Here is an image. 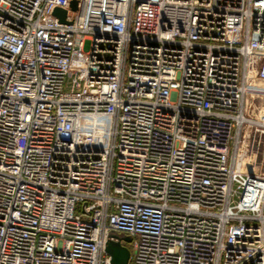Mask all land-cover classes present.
<instances>
[{
	"label": "built area",
	"instance_id": "obj_1",
	"mask_svg": "<svg viewBox=\"0 0 264 264\" xmlns=\"http://www.w3.org/2000/svg\"><path fill=\"white\" fill-rule=\"evenodd\" d=\"M258 85L264 0H0V264H264Z\"/></svg>",
	"mask_w": 264,
	"mask_h": 264
},
{
	"label": "water",
	"instance_id": "obj_2",
	"mask_svg": "<svg viewBox=\"0 0 264 264\" xmlns=\"http://www.w3.org/2000/svg\"><path fill=\"white\" fill-rule=\"evenodd\" d=\"M75 7V3H73ZM53 14L57 16L61 22L65 21V11L60 9H55ZM112 240H108L105 244V252L110 257V264H128L130 259V251L125 247L122 242L129 243L131 238L128 236L123 237L122 239L111 235Z\"/></svg>",
	"mask_w": 264,
	"mask_h": 264
},
{
	"label": "rangeland",
	"instance_id": "obj_3",
	"mask_svg": "<svg viewBox=\"0 0 264 264\" xmlns=\"http://www.w3.org/2000/svg\"><path fill=\"white\" fill-rule=\"evenodd\" d=\"M256 89V88H255ZM258 90H259V95L256 97V101H255V109L256 112L261 111V109L263 108L264 105V95L262 93H264V87H261L260 85H258ZM256 141L253 142V137H251V149H250V156H251V162L255 163L257 162H263L264 163V140H262L261 142L258 140V136L255 137ZM115 236L119 237V238H123L126 235L124 233H115ZM122 244L128 248V250L130 251V253H132L133 251V240L129 243H124L122 242Z\"/></svg>",
	"mask_w": 264,
	"mask_h": 264
},
{
	"label": "bare ground",
	"instance_id": "obj_4",
	"mask_svg": "<svg viewBox=\"0 0 264 264\" xmlns=\"http://www.w3.org/2000/svg\"><path fill=\"white\" fill-rule=\"evenodd\" d=\"M95 122V120L94 119H92V120H87L85 123L86 124H93ZM97 134H99V132H95V135H97ZM93 138V136L92 135H88L87 137H86V139H92ZM246 152L247 153H249V149H247V145L246 144H244L243 146H242V148H241V155H240V157H239V160H238V164L240 165H242L243 164V160H244V157H245V155H246ZM247 160L248 159H246V162H245V165L247 164Z\"/></svg>",
	"mask_w": 264,
	"mask_h": 264
}]
</instances>
